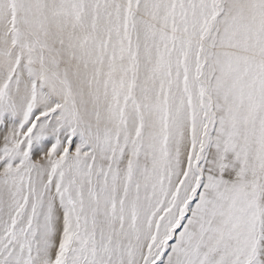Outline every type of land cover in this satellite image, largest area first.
I'll list each match as a JSON object with an SVG mask.
<instances>
[{
  "label": "snow or ice",
  "instance_id": "snow-or-ice-1",
  "mask_svg": "<svg viewBox=\"0 0 264 264\" xmlns=\"http://www.w3.org/2000/svg\"><path fill=\"white\" fill-rule=\"evenodd\" d=\"M0 264H264V0H0Z\"/></svg>",
  "mask_w": 264,
  "mask_h": 264
}]
</instances>
